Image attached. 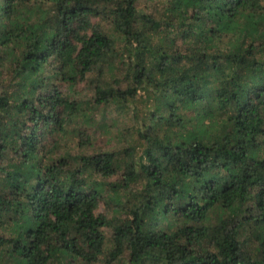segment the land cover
<instances>
[{"label":"trees","instance_id":"1","mask_svg":"<svg viewBox=\"0 0 264 264\" xmlns=\"http://www.w3.org/2000/svg\"><path fill=\"white\" fill-rule=\"evenodd\" d=\"M0 264H264V0H0Z\"/></svg>","mask_w":264,"mask_h":264},{"label":"rangeland","instance_id":"2","mask_svg":"<svg viewBox=\"0 0 264 264\" xmlns=\"http://www.w3.org/2000/svg\"><path fill=\"white\" fill-rule=\"evenodd\" d=\"M94 87H95V82L91 83V85L89 86V90L90 91H94ZM109 116H110L111 119L119 118L120 123L121 124L123 123V119L124 118L123 117H119L115 110H113V112ZM109 215H110V213H109ZM105 234H106V237L108 239H111L113 232L110 229H105Z\"/></svg>","mask_w":264,"mask_h":264}]
</instances>
